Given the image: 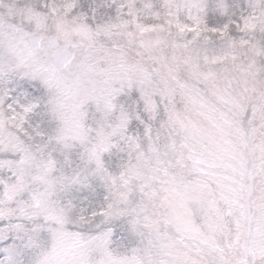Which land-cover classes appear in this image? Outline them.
I'll use <instances>...</instances> for the list:
<instances>
[{"label":"snow or ice","instance_id":"6c2138e0","mask_svg":"<svg viewBox=\"0 0 264 264\" xmlns=\"http://www.w3.org/2000/svg\"><path fill=\"white\" fill-rule=\"evenodd\" d=\"M0 264H264V0H0Z\"/></svg>","mask_w":264,"mask_h":264}]
</instances>
